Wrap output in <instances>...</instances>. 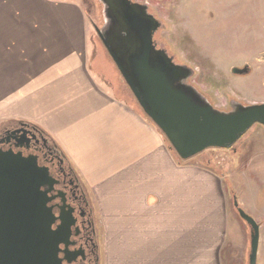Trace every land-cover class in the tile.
<instances>
[{
	"label": "crops",
	"instance_id": "1",
	"mask_svg": "<svg viewBox=\"0 0 264 264\" xmlns=\"http://www.w3.org/2000/svg\"><path fill=\"white\" fill-rule=\"evenodd\" d=\"M89 25L70 0H0V121L36 126L61 151L98 218L101 264H230L226 176L202 153L181 160L104 83Z\"/></svg>",
	"mask_w": 264,
	"mask_h": 264
},
{
	"label": "water",
	"instance_id": "2",
	"mask_svg": "<svg viewBox=\"0 0 264 264\" xmlns=\"http://www.w3.org/2000/svg\"><path fill=\"white\" fill-rule=\"evenodd\" d=\"M102 6L103 23L94 25L99 40L144 115L181 160L209 149L234 150L254 124L264 126V103L231 100L228 110H220L188 83L193 70L156 49L157 21L144 4L119 0L115 7ZM248 72L247 67L231 70L239 76ZM47 173L35 157L0 151V264L70 263L72 216L55 215L48 205ZM233 206L248 228L247 264H256L259 224L235 197Z\"/></svg>",
	"mask_w": 264,
	"mask_h": 264
},
{
	"label": "rangeland",
	"instance_id": "3",
	"mask_svg": "<svg viewBox=\"0 0 264 264\" xmlns=\"http://www.w3.org/2000/svg\"><path fill=\"white\" fill-rule=\"evenodd\" d=\"M70 1L80 6L91 25V40L96 46L91 65L96 74L113 89L118 88L117 96H128L137 106L95 32L94 25L100 27L103 23L101 1ZM135 1L144 4L161 24L157 37L174 62L193 70L188 83L215 107L228 110L231 100L241 104L264 103V0ZM243 67L248 68V74L231 73L233 68ZM234 148L237 153L232 149L233 152L209 149L200 156L206 157L203 164L208 163L218 177L226 176V183L221 185L229 211L230 264H247L248 228L239 219L233 198L246 214L264 223V126L254 124ZM94 220L101 257L103 238L95 212ZM256 264H264V229Z\"/></svg>",
	"mask_w": 264,
	"mask_h": 264
},
{
	"label": "flooded vegetation",
	"instance_id": "4",
	"mask_svg": "<svg viewBox=\"0 0 264 264\" xmlns=\"http://www.w3.org/2000/svg\"><path fill=\"white\" fill-rule=\"evenodd\" d=\"M100 1L112 7L119 3V0ZM132 3L136 5L139 2L132 0ZM156 21L158 27L154 30L153 42L156 49L165 50L157 37L161 24ZM0 151L35 157L38 166L47 169L51 180L49 188L46 187L51 198L48 205L55 215L63 213L65 217L72 216L73 220L68 241L71 261L63 264H101L99 235L91 201L72 167L51 139L36 126L4 122L0 124Z\"/></svg>",
	"mask_w": 264,
	"mask_h": 264
}]
</instances>
